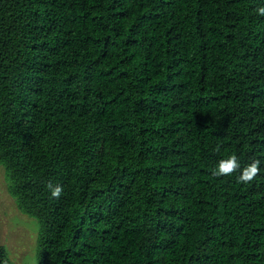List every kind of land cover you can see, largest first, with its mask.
<instances>
[{
    "label": "trees",
    "instance_id": "16d2710c",
    "mask_svg": "<svg viewBox=\"0 0 264 264\" xmlns=\"http://www.w3.org/2000/svg\"><path fill=\"white\" fill-rule=\"evenodd\" d=\"M0 165L34 264H264V0H0Z\"/></svg>",
    "mask_w": 264,
    "mask_h": 264
},
{
    "label": "rangeland",
    "instance_id": "374dc122",
    "mask_svg": "<svg viewBox=\"0 0 264 264\" xmlns=\"http://www.w3.org/2000/svg\"><path fill=\"white\" fill-rule=\"evenodd\" d=\"M37 221L20 212L7 191L0 165V245H4L12 264H34Z\"/></svg>",
    "mask_w": 264,
    "mask_h": 264
},
{
    "label": "clouds",
    "instance_id": "9594fccd",
    "mask_svg": "<svg viewBox=\"0 0 264 264\" xmlns=\"http://www.w3.org/2000/svg\"><path fill=\"white\" fill-rule=\"evenodd\" d=\"M224 165H225V164H221V165H220L221 170H226V169L224 168Z\"/></svg>",
    "mask_w": 264,
    "mask_h": 264
},
{
    "label": "snow or ice",
    "instance_id": "6c2138e0",
    "mask_svg": "<svg viewBox=\"0 0 264 264\" xmlns=\"http://www.w3.org/2000/svg\"><path fill=\"white\" fill-rule=\"evenodd\" d=\"M230 165L229 164H225L224 168L227 169Z\"/></svg>",
    "mask_w": 264,
    "mask_h": 264
}]
</instances>
